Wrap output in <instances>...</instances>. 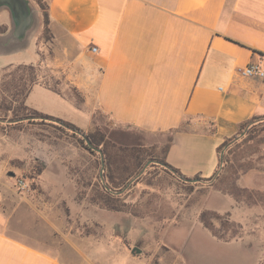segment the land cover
<instances>
[{"label": "crops", "instance_id": "obj_1", "mask_svg": "<svg viewBox=\"0 0 264 264\" xmlns=\"http://www.w3.org/2000/svg\"><path fill=\"white\" fill-rule=\"evenodd\" d=\"M47 2L51 41L39 44L35 39L43 28L36 9L39 27L26 43H0V74L22 64L49 69V82L35 84L27 96L31 109L84 132L96 126L97 114L104 113L117 124L146 133L145 146H168L165 160L182 175L205 179L219 167L218 148L237 136L245 122L264 118V79L238 72L251 63L264 66V0ZM12 29L10 11L0 9V40ZM31 49L35 53L30 60L3 62L26 51L31 54ZM34 94L38 101L31 103ZM69 117L85 120V129ZM239 183L264 191V177L256 174ZM3 203L0 190V264H96L78 243L51 249L21 237L9 226L12 217L2 209ZM258 208L264 206H249L211 189L200 213H229L245 235L220 240L198 217L193 223L169 226L166 232L172 235L166 233L162 243L178 255L179 264H264V225L256 226L257 234L246 230ZM131 218L123 232L129 242L141 243L148 229ZM181 228L186 237H176ZM187 240L190 253H203L201 260L193 255L196 263L182 250ZM122 257L116 264H151L146 255Z\"/></svg>", "mask_w": 264, "mask_h": 264}, {"label": "rangeland", "instance_id": "obj_2", "mask_svg": "<svg viewBox=\"0 0 264 264\" xmlns=\"http://www.w3.org/2000/svg\"><path fill=\"white\" fill-rule=\"evenodd\" d=\"M30 1L39 10V0ZM41 2L46 8L47 0ZM35 39L39 44L51 41L50 34L45 33L44 28L40 29ZM30 51L31 54L26 51L3 62L30 60V55L35 53L32 49ZM15 67L0 74V105L7 98L10 108L0 111V190L4 195L2 209L12 217L9 226L18 231L21 237L51 249L69 242L78 243L84 254L91 256L96 264H116L125 253L131 257L146 255L151 264H179L178 255L162 243L166 233L172 235V231L166 232V229L177 221L185 224L198 219L203 201L211 189L215 190L212 184L221 172L212 181L185 183L160 164L157 158L163 157V147H149L148 154L151 156L144 155L146 161L143 167L137 170L129 166L126 175L133 173V177L123 190L114 193L121 199V204L128 205V212H114L101 207L93 201V197L96 195V185L106 184L102 156L96 150V154H93L86 149L81 141L86 140L85 134L63 126L56 120L33 115L24 104L25 94L16 96L17 90L10 76L9 82L3 86V79H7L6 75ZM48 71L43 65L35 66L36 83L49 82ZM7 85L10 88H6ZM70 93L74 95L72 90ZM35 97L34 94L31 103L38 101ZM69 118L85 129V120ZM95 119L96 126L88 132L99 127L117 147L145 146L146 133L117 124L101 112ZM247 131L248 128L233 138L223 153L228 148H235ZM242 149L243 145L237 150V161H243L245 152L242 151L245 150ZM113 150L121 164L134 165L129 153L125 155L118 153L117 148ZM240 164L242 162L236 163ZM236 176L237 173L231 174L229 181L216 186H227ZM252 215L246 230L257 234L256 226L264 225V209L258 208ZM130 218L133 223L148 229L147 237L141 243L139 240L129 242V236L123 232V226ZM177 232L176 237H186L182 228ZM243 235L242 227L237 237ZM173 237L176 238L175 235ZM261 237L264 250V233ZM186 239H189L188 235ZM175 242L176 245L179 241ZM186 245L188 240L182 245L188 258L194 255L198 259L203 254L190 253ZM134 247L141 250L145 248L146 251L133 254ZM193 257V261L201 260Z\"/></svg>", "mask_w": 264, "mask_h": 264}, {"label": "trees", "instance_id": "obj_3", "mask_svg": "<svg viewBox=\"0 0 264 264\" xmlns=\"http://www.w3.org/2000/svg\"><path fill=\"white\" fill-rule=\"evenodd\" d=\"M39 7V11L43 17V28L45 33H49L51 37V33L49 30L50 17L48 11V2L46 8L42 5L41 0L37 2ZM14 66H9L4 70ZM3 70V71H4ZM7 79H3V86L9 82L8 77H11L12 85L17 90L16 96L24 95V104L26 103L27 96L32 90L33 86L36 83L35 80V66L34 65H18L15 67L11 73H8ZM10 88L7 85L6 88ZM77 102L82 103V99L79 96L78 92L75 89H72ZM9 101L7 98L2 100V104L0 105V111H5L10 109L8 107ZM26 106L31 109L27 103ZM4 108V109H3ZM33 115H40L45 119L56 120L61 123L63 126H67L68 128L81 132L85 134L86 140L82 139V143L85 144L86 149H88L91 153L96 154L94 148H98L102 150L103 158H104V169L106 171L105 179L106 184L104 186L96 185L95 193L96 195L93 197V201L96 204H99L101 207L114 212H122L127 211L128 205L123 203L121 204V199L114 195L116 192H120L123 190L126 185L129 183L130 179L133 177L132 174L126 175L129 169V166H133L134 169H141L146 161L144 155L151 156L149 153V149L153 147L141 146L136 147L132 146H119L113 143L107 135L101 131L99 127L95 128V130L85 133L80 128L75 126L74 124L64 121L62 119H57L51 117L49 115L43 114L39 111L31 109ZM248 128L246 136L243 138L241 142H237L235 148H228L224 153V149L230 144L233 138H236L239 134H241L245 129ZM239 134L231 139H227L219 148L218 153L220 157L219 167L216 173L208 178H202L201 176H196L194 178H189L182 175L177 169L169 166L165 160V154L168 149L167 147H163V157L157 158L163 167L169 172L178 175L179 178L185 183L190 182V180H198V181H212L215 179L217 174L221 172V174L216 178L215 182L212 186L215 187L216 190H219L225 194H229L233 196L237 201L244 202L249 206H264V191L260 189H249L247 187H242L239 183V180L242 177L247 175L256 174L257 176L264 177V118L254 117L250 121L245 122L241 125V130ZM88 144H87V143ZM246 144H249L248 146ZM243 145V149L245 151V155L243 156V161H237L235 158L238 156L239 152L237 151L240 146ZM114 148L118 149V153L131 155L134 160V165L121 164L119 158H116V153L114 152ZM156 149V147H155ZM253 149V150H252ZM101 156V155H100ZM101 158V157H100ZM242 162L240 165H236V163ZM137 172V171H136ZM135 172V173H136ZM239 172V173H238ZM237 173L236 178L234 177L230 183H227V186L219 187L216 186L218 184L223 183L224 181H229L231 178V174ZM200 222L207 228L215 237L223 241H230L234 239L238 235V230L242 227L240 224L233 222L230 219V214H220L215 211L204 210L199 215ZM233 231L231 232V230ZM237 229V230H235ZM231 235L227 238V235Z\"/></svg>", "mask_w": 264, "mask_h": 264}, {"label": "water", "instance_id": "obj_4", "mask_svg": "<svg viewBox=\"0 0 264 264\" xmlns=\"http://www.w3.org/2000/svg\"><path fill=\"white\" fill-rule=\"evenodd\" d=\"M7 8L10 11L13 29L0 43H7L10 46H18L26 43L33 33L39 27V15L36 8L32 5L30 0H0V9ZM102 156L101 149H94ZM196 182L197 180H190ZM133 254H140L142 250L134 247Z\"/></svg>", "mask_w": 264, "mask_h": 264}, {"label": "built area", "instance_id": "obj_5", "mask_svg": "<svg viewBox=\"0 0 264 264\" xmlns=\"http://www.w3.org/2000/svg\"><path fill=\"white\" fill-rule=\"evenodd\" d=\"M93 52H98L97 47L92 48ZM239 74L247 78L264 79V66L261 62L251 63L244 68L238 69Z\"/></svg>", "mask_w": 264, "mask_h": 264}]
</instances>
